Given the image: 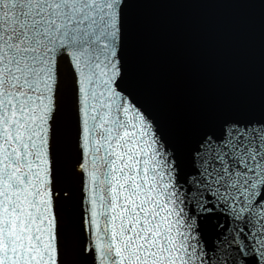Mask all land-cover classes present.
Returning a JSON list of instances; mask_svg holds the SVG:
<instances>
[{
  "label": "snow or ice",
  "instance_id": "snow-or-ice-1",
  "mask_svg": "<svg viewBox=\"0 0 264 264\" xmlns=\"http://www.w3.org/2000/svg\"><path fill=\"white\" fill-rule=\"evenodd\" d=\"M145 2L0 0V264H264V103L162 115Z\"/></svg>",
  "mask_w": 264,
  "mask_h": 264
},
{
  "label": "water",
  "instance_id": "water-1",
  "mask_svg": "<svg viewBox=\"0 0 264 264\" xmlns=\"http://www.w3.org/2000/svg\"><path fill=\"white\" fill-rule=\"evenodd\" d=\"M135 82L162 115L259 110L264 103L260 0H146L137 10Z\"/></svg>",
  "mask_w": 264,
  "mask_h": 264
}]
</instances>
